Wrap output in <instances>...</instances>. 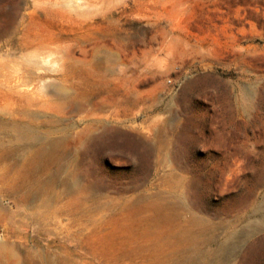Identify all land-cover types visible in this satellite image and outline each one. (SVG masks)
Returning <instances> with one entry per match:
<instances>
[{
    "label": "rangeland",
    "instance_id": "rangeland-1",
    "mask_svg": "<svg viewBox=\"0 0 264 264\" xmlns=\"http://www.w3.org/2000/svg\"><path fill=\"white\" fill-rule=\"evenodd\" d=\"M33 1L0 0V74L4 64L21 74L0 75V264H150L156 254L126 233L134 210L163 194L198 218L196 242L166 251V264H264V0H108L84 31ZM30 34L84 39L37 71L30 51H15ZM25 71L30 88L12 94L6 80ZM82 92L127 98L136 116L102 121L104 137L26 173L13 127L75 139L91 121L49 109Z\"/></svg>",
    "mask_w": 264,
    "mask_h": 264
},
{
    "label": "bare ground",
    "instance_id": "bare-ground-1",
    "mask_svg": "<svg viewBox=\"0 0 264 264\" xmlns=\"http://www.w3.org/2000/svg\"><path fill=\"white\" fill-rule=\"evenodd\" d=\"M82 1H83V3H79L78 1L75 2L73 0H34L33 2H34V8L35 9H41L43 12H45L47 14H52V15H55L57 17H61L62 19H64V20L72 23L73 25H75V27L77 26L78 27L77 29H79L80 31H84V28H86V26L88 27L87 29H89V27L95 21V18L97 16V11L94 8H96L98 4L102 5L101 6L102 16H104V17L107 16L108 13H107V7L106 6H107L108 0H82ZM82 39H84V36H80V35L77 36L75 39L69 40V39L57 38L54 35L53 36L51 35L50 37H48V36L47 37H42V36H34L33 37L30 34V35H28L27 38H25L24 43L21 44L15 51H17V50H21L23 52H24V50L30 51L27 59L25 58L26 59L25 61L28 64L27 65L25 63L26 66H28L27 68L29 69L33 65L34 68L37 69V71H41V68H43L42 65L43 64L45 65V63L47 62L46 59L51 58V57H47V56H46L47 57L46 58L45 55L49 54L50 56L51 55L53 56V54H58L59 53V47H61L60 44L62 45V43H64V42H66V43L67 42L78 43ZM62 50H64V49H62ZM8 54H12V50L9 51ZM107 57H109V56H107ZM49 63H50V61H49ZM10 65H9V67H10ZM45 66H44V68H45ZM6 68L10 69L7 67V65L4 64L3 70L6 72L4 73V71H3V73H1L0 75H12L9 73L10 70L7 71ZM11 68H12V66H11ZM18 68L15 69L16 71H14V72L10 71V72L15 73V74L19 73V71L17 70ZM11 70H13V69H11ZM0 72H2V71L0 70ZM27 72L28 71H25L24 74L25 75L27 74V76H26V78H23L22 81L19 79L12 81L9 78L6 80L7 87L9 88V91L12 92V94L18 93L17 95H19V93H22V91H23L22 88H25V87H27V89H28V87L30 88L31 80L30 81L27 80V77L29 75V73H27ZM30 72H34V71H30ZM18 75H21V74L19 73ZM63 76H64L63 80L65 82H67L68 81L67 75H63ZM6 78H7V76H6ZM37 78L44 79L41 75H38ZM71 81H73V80H71ZM53 86H52V89H53ZM46 87H48V85ZM46 87H44V88H46ZM55 87H56V85H55ZM20 88L22 90H20ZM56 89L60 94L65 92V91H63V89H61L59 87H56ZM23 92H25V91H23ZM29 93L30 92H27L28 95L26 97L29 96ZM31 93H32V90H31ZM33 95L34 94H32V95L30 94V96H33ZM90 96H91V94H89L88 92L78 93L74 97L71 96V97L67 98L66 102L63 103L62 105L59 104L56 108L53 107L54 109L53 108L49 109V110H53L54 113L56 112L59 116H61V115L67 116V114L69 116V114H71V115L73 114V115L79 116L83 121H91V123L87 124L83 130H81L77 133L75 132L76 133L75 139L70 138V136L68 134V135H63L61 137L58 136L59 138H50V139H47V141L43 142V141H40L39 139H36V137L29 130H22L18 126L13 127L12 131L14 132L17 140L19 141V139H21L23 141V143L16 145V150H17L16 152L21 153V155H23V157L25 158L24 159L25 161H24V163L21 164V166L24 168L26 173L31 175L33 172H35L37 169H39L41 167L44 168V167H47L51 164L60 165L59 162L63 158V155L65 153H67V151L70 149L71 146H74L75 148L74 147L73 148L78 150L79 147L87 139H90V141L94 142V141L104 137L103 136L104 134H102V137H101V134H98V131L101 128L100 125L103 123L102 121L108 120L111 118H115L117 123L123 124V123L127 122V119L129 117L136 116V112H134V110H133V108L136 105L132 101H129L127 98H124L123 100H121V99H115V98L112 99V98L107 97V98H103L99 101H95ZM22 98H24V97L22 96ZM29 98H31V97H29ZM29 98H26V99H28L27 101H29ZM33 101L35 103L37 102L35 100H33ZM45 101H43V102H45ZM41 102H42V100H41ZM28 103L30 105H32L31 100ZM60 103H62V102H60ZM41 104H43V103H41ZM130 105H131V107H130ZM44 106L45 105L43 104L42 107L44 108ZM26 107H27V102H26ZM35 108L38 109V107H35ZM25 109H27V108H25ZM102 112L103 113L108 112L109 114H107V115L103 114L102 115L101 114ZM54 113H52V114H54ZM123 118H125V119H123ZM62 119H63V117H62ZM52 120H50V121H52ZM50 121H48V124H51ZM156 122H155V124H156ZM52 123H54V122H52ZM33 125H35V124H33ZM151 125H153V124H151ZM137 128H138V126H137ZM149 128H152V126L151 127L149 126ZM161 130H163V129H161ZM108 133H109V131H108ZM152 133H154V131ZM161 133H163V132H161ZM19 134H21V137L18 136ZM165 134H166V131H165ZM157 137H156V139H157ZM159 137H162V136H159ZM166 137L168 138V136H166ZM107 139L109 140V138H107ZM159 139H161V138H159ZM161 142H160V144L164 143V141H161ZM115 143H112V144L115 145ZM90 144H93V143H90ZM94 144H96V143H94ZM160 144H159V146H161ZM96 146H97V144H96ZM98 146H99V144H98ZM163 146L164 145H162L161 148ZM91 147H93V146H91ZM157 148L160 149V147H157ZM163 148H165V147H163ZM153 149H154V146H153ZM160 150H158L157 152H159ZM153 152L155 153V150ZM69 156L70 155H68V157ZM65 158H67V157H65ZM73 160H74V158H73ZM79 162L81 163V161H79ZM80 163H79V165H81ZM68 164H69V162H68ZM70 167H71V165H70ZM19 168H20V166H19ZM173 178H174V176H173ZM173 180H172V182H173ZM176 180H178V179H176ZM76 181L77 180H75L74 178H73V180L72 179L68 180V182H67L68 187L70 189L78 188V183ZM34 184H36V187L40 185L39 182H36V183L34 182ZM36 190H37V188H36ZM153 197H154L153 199H151V198L149 199L147 197L148 200H146V202H144L143 204H140L138 209L134 210L135 212L130 217L131 218L130 220L132 222L131 223V226H132L131 231L132 232L130 233V230H128V232L126 233V237L128 238L129 241H131L133 243H138L137 244L139 246L138 248L141 251L144 250L143 253H145V252L153 253L154 252L156 254L157 259L152 261L150 264H166L167 261L164 259L166 251L173 250V252L175 253V251H181L185 247H187L188 245L196 242V237L194 236V230H195V227L198 226V222H197L198 218L196 216H193L191 218V220H186V218H184L185 217L184 215L187 212L191 211V209H190L191 206L188 205L187 203L186 204H180V202L179 203L172 202L169 200L168 197H167L168 199L166 197H164V194H163V196L160 195L158 197H155V196H153ZM143 199H146V198H143ZM64 205H66V204H64ZM98 225H100V224H98ZM192 261H194V260L192 259Z\"/></svg>",
    "mask_w": 264,
    "mask_h": 264
}]
</instances>
